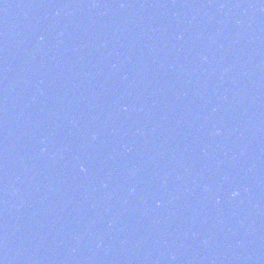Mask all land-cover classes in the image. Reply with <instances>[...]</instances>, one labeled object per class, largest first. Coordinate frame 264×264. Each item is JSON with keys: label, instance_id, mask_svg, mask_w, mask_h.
<instances>
[{"label": "water", "instance_id": "obj_1", "mask_svg": "<svg viewBox=\"0 0 264 264\" xmlns=\"http://www.w3.org/2000/svg\"><path fill=\"white\" fill-rule=\"evenodd\" d=\"M0 264H264V0H0Z\"/></svg>", "mask_w": 264, "mask_h": 264}]
</instances>
